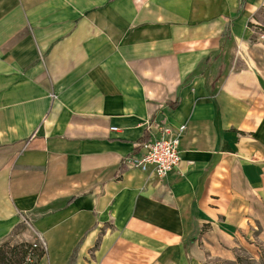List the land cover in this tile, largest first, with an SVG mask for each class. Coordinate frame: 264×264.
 <instances>
[{
	"label": "crops",
	"instance_id": "0c3cea01",
	"mask_svg": "<svg viewBox=\"0 0 264 264\" xmlns=\"http://www.w3.org/2000/svg\"><path fill=\"white\" fill-rule=\"evenodd\" d=\"M263 29L264 0H0V244L203 264L264 224ZM181 127L166 177L126 164Z\"/></svg>",
	"mask_w": 264,
	"mask_h": 264
},
{
	"label": "rangeland",
	"instance_id": "374dc122",
	"mask_svg": "<svg viewBox=\"0 0 264 264\" xmlns=\"http://www.w3.org/2000/svg\"><path fill=\"white\" fill-rule=\"evenodd\" d=\"M258 42L260 44L253 47L254 51H263L264 35L260 37L259 41L253 38L249 46L252 47ZM246 223L248 228L244 227L245 229H242L243 231L231 240H224L218 236L217 244L219 245L220 254L214 255L207 252L203 264H264V224L255 220ZM27 229L28 227L24 223V226L19 229L23 231L14 233L11 238L0 244V247L6 251V256L13 262L21 261L20 264H34V262H37V264H40L42 258L47 256L45 244L41 238L32 235V232L31 234L27 233ZM214 240L215 238H212L210 242L213 243ZM23 245H32V249L25 253ZM223 249L224 252H222ZM42 254L43 257L40 259L39 256Z\"/></svg>",
	"mask_w": 264,
	"mask_h": 264
},
{
	"label": "built area",
	"instance_id": "2783aa9c",
	"mask_svg": "<svg viewBox=\"0 0 264 264\" xmlns=\"http://www.w3.org/2000/svg\"><path fill=\"white\" fill-rule=\"evenodd\" d=\"M183 130L184 127H181L175 136H171L168 129H163L159 138L142 145L144 152L140 156L132 155L128 157L125 161L126 164L143 171L153 167L154 172L159 177H166L168 173L176 169L181 163L179 145Z\"/></svg>",
	"mask_w": 264,
	"mask_h": 264
},
{
	"label": "trees",
	"instance_id": "16d2710c",
	"mask_svg": "<svg viewBox=\"0 0 264 264\" xmlns=\"http://www.w3.org/2000/svg\"><path fill=\"white\" fill-rule=\"evenodd\" d=\"M23 247L25 248V253L29 250L32 249V245H23ZM16 250V249H15ZM6 251H4V249H2V247H0V264H20L21 261H15L13 262L12 260L8 259V257L6 256ZM40 259L43 257V254L39 256ZM77 263V254H73L71 259H70V263L69 264H76ZM34 264H37V262H34Z\"/></svg>",
	"mask_w": 264,
	"mask_h": 264
}]
</instances>
